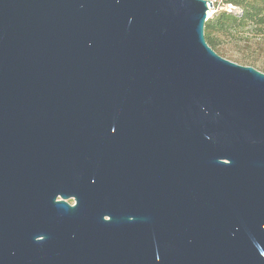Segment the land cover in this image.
<instances>
[{"label":"water","instance_id":"obj_1","mask_svg":"<svg viewBox=\"0 0 264 264\" xmlns=\"http://www.w3.org/2000/svg\"><path fill=\"white\" fill-rule=\"evenodd\" d=\"M207 2L0 0V264H264V73Z\"/></svg>","mask_w":264,"mask_h":264},{"label":"trees","instance_id":"obj_2","mask_svg":"<svg viewBox=\"0 0 264 264\" xmlns=\"http://www.w3.org/2000/svg\"><path fill=\"white\" fill-rule=\"evenodd\" d=\"M226 4L240 11L215 13L205 24L206 41L221 57L257 69L254 54L264 50V0H227Z\"/></svg>","mask_w":264,"mask_h":264},{"label":"built area","instance_id":"obj_3","mask_svg":"<svg viewBox=\"0 0 264 264\" xmlns=\"http://www.w3.org/2000/svg\"><path fill=\"white\" fill-rule=\"evenodd\" d=\"M204 1H208L212 3V8H210L209 12L211 10H213V14L217 13V12H221V11H226V12H233L234 11V6L230 5V4H226L227 0H204ZM207 2L208 6L210 7V4ZM209 12H208V18L207 20H209L210 18H212V16H209Z\"/></svg>","mask_w":264,"mask_h":264},{"label":"rangeland","instance_id":"obj_4","mask_svg":"<svg viewBox=\"0 0 264 264\" xmlns=\"http://www.w3.org/2000/svg\"><path fill=\"white\" fill-rule=\"evenodd\" d=\"M234 11L233 12H239L240 9L235 7L234 6ZM222 12V11H221ZM213 17V16H212ZM254 57L258 59V62H257V69H262V67H264V50L262 51H257L255 54H254ZM263 70V69H262ZM261 70V71H262ZM264 71V70H263Z\"/></svg>","mask_w":264,"mask_h":264},{"label":"bare ground","instance_id":"obj_5","mask_svg":"<svg viewBox=\"0 0 264 264\" xmlns=\"http://www.w3.org/2000/svg\"><path fill=\"white\" fill-rule=\"evenodd\" d=\"M213 12H214L213 10H211V11L209 12V16H210V17L214 15Z\"/></svg>","mask_w":264,"mask_h":264},{"label":"flooded vegetation","instance_id":"obj_6","mask_svg":"<svg viewBox=\"0 0 264 264\" xmlns=\"http://www.w3.org/2000/svg\"><path fill=\"white\" fill-rule=\"evenodd\" d=\"M69 203H70V204H72V206H74V205H75V203H74V201H73V200H70V201H69Z\"/></svg>","mask_w":264,"mask_h":264}]
</instances>
